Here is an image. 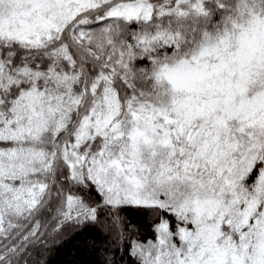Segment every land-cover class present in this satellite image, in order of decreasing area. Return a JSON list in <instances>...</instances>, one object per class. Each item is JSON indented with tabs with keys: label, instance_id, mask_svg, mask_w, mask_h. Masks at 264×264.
Returning a JSON list of instances; mask_svg holds the SVG:
<instances>
[{
	"label": "snow or ice",
	"instance_id": "1",
	"mask_svg": "<svg viewBox=\"0 0 264 264\" xmlns=\"http://www.w3.org/2000/svg\"><path fill=\"white\" fill-rule=\"evenodd\" d=\"M0 264H264V0H0Z\"/></svg>",
	"mask_w": 264,
	"mask_h": 264
}]
</instances>
